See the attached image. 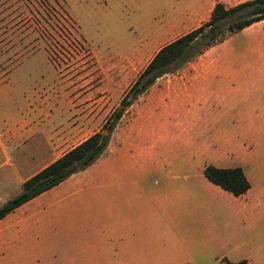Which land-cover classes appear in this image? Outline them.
Masks as SVG:
<instances>
[{
	"label": "crops",
	"instance_id": "obj_1",
	"mask_svg": "<svg viewBox=\"0 0 264 264\" xmlns=\"http://www.w3.org/2000/svg\"><path fill=\"white\" fill-rule=\"evenodd\" d=\"M218 1H199L200 11L168 28L199 26ZM198 58L202 64L168 72L136 99L103 159L0 219V264H34L37 256L40 264H250L235 256L237 239L240 226L264 217V182L254 187L240 157L264 166V145H251L264 137V19ZM31 115L7 114L0 123L3 199L60 156L61 141L50 147L47 125L34 129ZM101 161L105 178L91 181L94 200L86 203L82 178ZM207 165L241 167L249 189L233 195L206 178Z\"/></svg>",
	"mask_w": 264,
	"mask_h": 264
},
{
	"label": "rangeland",
	"instance_id": "obj_2",
	"mask_svg": "<svg viewBox=\"0 0 264 264\" xmlns=\"http://www.w3.org/2000/svg\"><path fill=\"white\" fill-rule=\"evenodd\" d=\"M199 1L207 0H0V87L10 85L0 89V123L7 114L21 116L30 111L34 129L47 125L50 147L61 141L54 150L55 156H62L101 129L161 46L194 27L168 28L200 11ZM242 1L220 0L226 6ZM233 37L236 47H242V37ZM199 56L193 54L181 66L202 64ZM164 75L161 81L171 76L159 77ZM130 106L114 130L118 127L120 132V125L128 122ZM108 145L97 160L103 159ZM251 145L262 149L264 137ZM240 162L251 173L255 188L264 182V166L258 168L242 155ZM104 175L101 161L82 178L81 200H94L89 184L103 183ZM3 198L0 205L7 200ZM79 202L75 198L71 205ZM237 240L240 246L235 256L250 257V264H264V217L251 229L240 226ZM33 258L34 264L41 263V257ZM225 260L202 259L196 264H225Z\"/></svg>",
	"mask_w": 264,
	"mask_h": 264
},
{
	"label": "trees",
	"instance_id": "obj_3",
	"mask_svg": "<svg viewBox=\"0 0 264 264\" xmlns=\"http://www.w3.org/2000/svg\"><path fill=\"white\" fill-rule=\"evenodd\" d=\"M264 19V0H245L233 6L216 2L207 21L161 46L142 72L125 91L119 105L106 119L101 129L93 133L62 156L26 179L21 190L0 205V219L15 208L56 186L70 175L85 170L105 151L114 127L128 107L160 75L172 72L194 54L224 41L254 22ZM196 48L192 54V50ZM204 175L212 183L235 196L245 193L250 182L241 167L218 168L207 165ZM225 264H245L244 260Z\"/></svg>",
	"mask_w": 264,
	"mask_h": 264
}]
</instances>
